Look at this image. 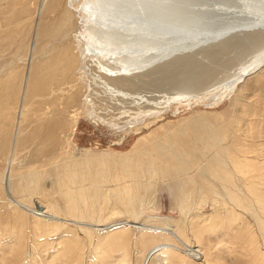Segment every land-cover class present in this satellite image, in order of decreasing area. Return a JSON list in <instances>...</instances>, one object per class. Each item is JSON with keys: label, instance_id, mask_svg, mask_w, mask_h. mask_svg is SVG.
<instances>
[{"label": "bare ground", "instance_id": "bare-ground-1", "mask_svg": "<svg viewBox=\"0 0 264 264\" xmlns=\"http://www.w3.org/2000/svg\"><path fill=\"white\" fill-rule=\"evenodd\" d=\"M92 1H86L90 10L85 18L89 34L95 31L86 51L94 55L108 48L124 54L121 68L136 70V75L109 78L122 90L170 87L193 93L216 73L235 63L245 65L253 54L256 64L241 75L246 84L233 100L236 114L220 117L214 131L209 118L201 117L199 123L209 132L190 146L158 139L126 154L86 150L51 160L47 174L35 168L0 176V247L14 255L13 260L0 257V264H132L135 258L144 264H264V0ZM30 2L22 0L19 12L12 9L25 17L23 26ZM11 13L10 23L16 19ZM7 25L0 22V31L12 27ZM52 36L48 32L45 38ZM71 56L53 48L45 59L50 69L41 73L37 64L31 65L25 99L65 91L79 57ZM55 65L59 69L51 68ZM13 76L0 78L2 134L24 120L28 107L24 101L19 111L20 89L4 84ZM6 91L16 92L11 105L13 97L7 99ZM251 93L261 97L255 100L260 111L244 102ZM16 147L10 148V165ZM156 178L176 179L180 217L145 214L146 192ZM4 193L13 199L8 201L11 213L1 211ZM35 195L36 209L31 210ZM208 200L211 210L205 211ZM30 219L34 240L27 248Z\"/></svg>", "mask_w": 264, "mask_h": 264}, {"label": "rangeland", "instance_id": "rangeland-1", "mask_svg": "<svg viewBox=\"0 0 264 264\" xmlns=\"http://www.w3.org/2000/svg\"><path fill=\"white\" fill-rule=\"evenodd\" d=\"M21 1L9 0L0 5L2 26L8 23L12 25L0 31V78L4 79L14 73L4 84L9 86L14 83L20 89L16 101L19 111L24 101L28 106L23 121L17 120L12 130L8 128V132L4 134L0 131V149L5 152L0 155V176L4 173L19 176L35 168L47 174L52 166L51 160L58 157L67 159L68 155L80 156L86 150L94 155L104 152L126 154L134 150L135 146L146 147L158 139L174 145L188 143L190 146L193 139L196 143L198 137L209 132L207 127L199 123L201 117L209 118L212 124L208 127L214 131L220 117L229 113L236 114L233 100L238 90H242L246 84L241 75L246 66L256 64L253 57L257 54H253L246 59L245 65L235 63L236 65L233 64L227 70L216 73L203 89L193 93H181L170 87L122 90L109 78L120 75L133 77L136 70L121 68L120 59L124 55L121 52H111L106 48L97 50L98 54L93 55L86 51L87 46L93 44L90 38L95 31L93 28L89 34L90 27L85 18V13L90 10H86L87 0H46V4L43 0H31L25 26L20 22L25 17L12 12L13 7L19 12L22 8ZM91 3H95V0ZM10 13L16 18L11 23L10 18H7L11 16ZM18 23L21 27L16 25ZM48 32L53 36L45 38ZM53 48L64 56H79L72 71V83L63 86L65 91L54 92L47 97L25 99L24 89L30 66L37 64L41 73L51 66L45 59H49ZM59 67L60 65H55L51 68ZM262 72L263 70L256 74V79ZM257 94H248L244 102L257 106L255 100L261 98ZM5 97H13L11 105L17 97L16 92L6 91ZM257 109L260 111V105ZM225 121L223 118V125ZM5 137L8 138L4 145ZM12 144L17 147L11 153L10 165L7 158ZM178 191L176 179L156 178L146 192L143 202L145 214L159 218L180 217ZM9 196L11 195L8 193L3 194L6 202L1 211L6 213L10 212L8 201L13 200ZM195 198L200 203L199 195ZM37 200L38 196H33L29 203L33 208L29 209H36ZM55 200L58 206L63 207L64 201L61 197L57 196ZM206 202L203 203V208L209 211L211 202ZM198 207V204L194 206L193 211L197 212ZM32 215L34 213L29 212V218ZM28 223L24 238L27 240V248L34 240L33 220L30 219ZM0 249V253L6 252L1 253L0 257L14 259V255L6 251V247ZM132 264L144 263L142 259L135 258Z\"/></svg>", "mask_w": 264, "mask_h": 264}]
</instances>
